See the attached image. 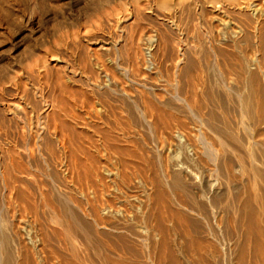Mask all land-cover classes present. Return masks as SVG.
I'll return each instance as SVG.
<instances>
[{"label":"bare ground","instance_id":"bare-ground-1","mask_svg":"<svg viewBox=\"0 0 264 264\" xmlns=\"http://www.w3.org/2000/svg\"><path fill=\"white\" fill-rule=\"evenodd\" d=\"M156 2L132 0V22H143L144 18L154 20L155 17L159 21L160 11L175 10L168 2ZM222 2L225 3L224 7H217ZM177 5H180L178 14H160L161 25H156L154 31L157 36H137L139 26L135 27L136 32H131L136 38L139 37V42L143 41L142 53L140 48V51L133 48L134 52H131V59L138 70L150 72V66L154 65L150 63V58L161 52L169 61L174 58L173 68H178V77L182 81L179 90H175L169 102L161 101L153 91V98L146 97V100L139 102L141 117L151 123L156 133L159 132V139L162 141L154 152L158 156H155L157 163L152 165L149 161L132 166V152L118 145V135L114 138L108 134L109 131H102L104 134L99 146L107 152L108 161L114 160L113 164H110L112 167L108 168L106 163L107 167H102L92 155H86L81 133L74 130L73 125H68L71 121L67 123L65 120L74 109L76 110L73 99L66 98L71 89L63 96L65 98L56 97L58 100L55 105L43 107L41 111L45 120L44 126L41 124V132L36 129L40 135L42 133L44 142L36 144L38 136L40 137L36 135L37 140H31L33 144L29 143L32 150L16 152L15 149L26 147L25 141L18 135L22 132L17 129L16 135L21 141L20 145L17 142V146L13 144L12 149L15 152H10L11 148L6 150L4 146L8 143L2 146L5 148V155L1 151L3 149L0 150V211L6 201L7 206L4 207L8 215L2 213L1 216L4 215L5 218H0V264H47L50 258L52 260L49 262L54 261V264H211L212 260L218 259L221 264H264V151H261L264 145V0H181ZM207 6L212 7L209 9ZM153 11L157 16L150 15ZM147 12L150 13L149 16ZM197 16L204 17L203 21L198 22ZM194 22L196 24H193ZM181 26L185 32H181ZM199 29H203L207 34L206 46L215 59V63H212L218 67V75L210 73L213 77L206 80H202L201 75H198V78L196 74L199 60H188L185 50L179 51L175 47L177 43L188 45V39L193 36H202L199 35ZM208 49L205 48L207 51ZM171 61L170 63H173ZM42 67L45 70L41 71L49 72L47 68L50 66ZM209 70L214 71L211 67ZM167 73L169 75L170 71ZM115 82L118 83V79ZM43 91L41 92L44 93ZM88 100L90 101L84 99L86 103ZM173 102H177V106L180 105V110L172 104ZM55 106H58V113L62 114L61 117V114L56 113L59 116L57 120L54 116L57 108ZM106 108L101 111L102 116L108 119L112 117L108 115H112L113 111L109 110V107ZM93 110L95 111V108L92 112ZM87 111L85 110L86 113ZM127 111L130 113L128 109ZM185 112L192 114L191 119H196L199 123L196 126L198 133L195 127L190 129L184 121L180 123L176 115ZM87 118L89 120V117ZM92 119L90 121H96ZM112 121H115L114 118ZM34 123L37 124L38 121L34 119ZM89 128L94 131L93 127ZM32 130L31 128V133L34 134L35 130ZM210 135H213V139H210ZM18 138L14 140L18 141ZM195 139L204 143L205 153L216 149L217 158L213 161V171L206 166L209 162L206 157H201L200 160ZM249 141L252 142L251 152L246 148L250 144ZM42 145L44 148L40 149ZM55 152L57 159L54 157ZM90 152L93 153L91 150ZM36 153L38 156H34ZM40 153L47 156L42 158L41 163L38 159L35 161L36 156H42ZM153 166H159L158 175ZM208 169L216 175L212 177ZM41 178L44 182H41ZM56 180L67 185L76 182L78 187L73 184L74 188L69 189L72 185L68 187L65 184L66 188H58L54 185ZM132 186L139 189V194L131 195ZM21 212L23 215L17 218L15 215H20ZM40 212L43 215H40ZM132 241L142 246L145 253L140 258H145V254V262L143 259L142 263L140 260L137 262L138 260L132 257V247L135 245L132 246ZM45 255H48V258ZM127 255L129 258H126Z\"/></svg>","mask_w":264,"mask_h":264},{"label":"rangeland","instance_id":"rangeland-1","mask_svg":"<svg viewBox=\"0 0 264 264\" xmlns=\"http://www.w3.org/2000/svg\"><path fill=\"white\" fill-rule=\"evenodd\" d=\"M159 1H162V0H158V2ZM163 1H165L166 4H168V3L171 4L175 10L174 11L171 10V12L160 11L159 16H158V20L160 22L157 21L156 17H155L154 20L151 19L153 22H151L150 19L148 20V19L144 18L145 20L143 19V22H141L139 20V21L134 23V22H132V5H133L132 0H0V124H1V126H0V147L1 148H0V150L3 149L1 151L4 152L5 148H6V150L11 148L10 152L11 151L13 152L14 151L12 149L13 144H14V146H17L22 139H23V142L25 141L24 147L25 146L26 147L20 148V149L19 148L15 149V151L16 152H21V151L23 152L26 150H32L33 148L30 144H33L32 141L37 140L36 135H40L39 132H36L37 131L36 129H38V131L41 132L40 129L43 128V126H44L45 120L41 116V113H42L41 111H43V107L48 108L49 106L55 105L56 100L62 98L63 96H66L67 95L66 93H68V91L71 89L69 91L68 95L66 96V98H68V99L72 98L73 99V104L75 102L76 110L74 109V111L72 112L73 114L72 113L69 114L68 118L67 119L65 118V120H67L66 121L67 123L72 122L71 124H68V125H70V126L73 125L72 128L74 130H76L77 132L81 133L82 141H83L82 144H83L86 155L88 154L87 156L92 155L91 157L98 160V162L102 165V167L105 166V163L108 166V168L113 166L110 164H113L114 160L108 161L107 152L104 151L103 149H101V146H99L102 142V137L104 134L103 132L109 131L108 134L111 137L114 136V138L117 135L118 136L122 135L120 137L117 136L116 138L122 140L123 142L117 139V143L119 146H121V148H126L132 152V158H131V161L133 160L132 166H133V164L137 165V163H139V165L143 164L144 162L149 163V161L151 162L152 165L156 164L157 159L155 158V156H157V155L154 152H155L156 147L160 146L159 143L162 144V141H161V139H159L160 138L159 134H158L159 132L156 133L152 129V127L150 125L151 123L146 122L145 118L141 117V115H140L141 110H140V105H139L140 103L139 102H141V100H144V99L146 100L147 98H149V99L153 98V96L151 94L152 91H153V93H156L157 96H159V99H161V101L163 100L164 102L165 101L169 102V100L171 99V96L174 95L175 92L179 90L178 88L181 86L182 81L178 77V75H179L177 73L178 68H173L172 64H175L174 58L172 61L170 60L173 63H170L169 59L165 58V56L162 55L161 52H157L156 55H154V57H152L153 60H152V58H150V63L154 64L153 67L156 68L157 70L156 69L154 70L152 65H151L150 67L152 69L150 70V72L145 73L142 70H138V67L136 66L134 60L132 61L133 57H132L131 52H134L133 48H137L136 50H138V51H140V49H141V51H140L141 53L143 51V46H142L143 41L140 40V42H139V40H138L139 37L136 38L135 34L134 35L132 34L133 31L136 32L135 27L139 26V27H137L138 28L137 32H139V33H137V36H138V34H140L139 36H143V37L148 36V35L155 37V36H157L154 33V31L156 30V25H159V26L161 25V19L162 18H161L160 14L161 13L164 15H169V14L175 15L176 13L178 14L179 6L181 4L177 5V3L178 4L181 3V0H168V1L163 0ZM252 1H255V0H252ZM256 1H258V0H256ZM153 2H156V0L155 1L153 0ZM158 2H156V3H158ZM222 3L218 4L217 7L218 6L224 7L225 3L224 2H222ZM176 7L178 8V10ZM211 7L207 6V8H209V9ZM153 9L156 10V8H153ZM155 13L156 12H154V11L152 12V14L148 13V16H149V14L152 16H157V14L154 15ZM197 18H198V16H197ZM199 18L197 19L198 22H201L204 19V17H201L200 19ZM232 19H234V18H232ZM193 24H196V22H194ZM196 26L198 29V25H196ZM83 27H84V29H83ZM139 28H140V30H139ZM130 29H132V30H130ZM180 29H181V32H185L184 31L185 29L183 26H181ZM199 30H200L199 35L202 34V36L200 35L201 37L198 35V33H196V35L199 37L193 36L192 39H188L190 42L188 45H185L183 43L182 44L177 43V44H175V47L178 48L177 50H179V49L181 51L185 50V52L187 54L186 56L188 57V60H191V61H193L194 59H195V61L199 60V61H197L199 63L197 65L201 69L198 68L196 70V72H197L196 74H197V76L201 75L202 80H204V79L206 80L209 77H213L212 75H210V73L214 74L215 76L218 75V69H217L218 67L217 68L215 67V65H214L215 59L213 57V54L208 49V46H206V44L208 42L207 41L208 40L207 34L205 33V31L203 29H199ZM90 34H91V36H90ZM84 35L85 36L88 35V36L85 37ZM130 36H131V38H130ZM133 37H134V39H133ZM89 38H91V39H89ZM195 38L198 40L201 39L202 41L201 40L200 41L202 44L199 43L200 41L197 40V43L199 44L198 45L196 43ZM193 40H195V42H193ZM132 42H133V44H132ZM203 42H205V43H203ZM138 43L142 48L140 46H138ZM113 45L115 47H113ZM132 45L134 47H132ZM121 46H122V48H120ZM123 46H125V47H123ZM203 46H204V48H203ZM105 48L108 50H105ZM205 48L208 49L209 53L207 50H205ZM100 49H101V51L102 50L103 51L101 52ZM132 49H133V51H132ZM201 52H202V54L205 52V53H207V55H205V53H204L203 54L204 56H203L202 54H200ZM94 53L97 55H95ZM198 54H199V56H198ZM208 54H210V55H208ZM205 56H207V57L205 58ZM202 57L204 59H202ZM80 59H81V61H80ZM158 60H160V61H158ZM44 61L47 63H45ZM136 61L140 62L139 60H136ZM156 61L162 62V63L164 62V64H162V63L160 64ZM166 61H168V62H166ZM212 62H214V63H212ZM42 63L44 65H42ZM182 63H183V61H182ZM39 64H40V66H39ZM45 65L47 67L50 66L47 68L48 69L47 71H49V72L41 71L44 69L42 66H45ZM157 65H160V66H157ZM212 65L214 67H212ZM170 66H171V68H170ZM158 67H159V69H158ZM165 67H167V68H165ZM210 67L213 68L214 71L210 72V70H209ZM50 68L52 69V71ZM101 69L104 72H102ZM139 69H141V68H139ZM172 69L173 70L175 69L174 72L176 71V73H174ZM166 70H168V71H166ZM169 71H170V73L168 75L167 72H169ZM133 72H134V74H137V72H138V74L132 75ZM43 73H44V75H43ZM165 73H167V74H165ZM171 73H174V74L171 75ZM47 74H48V76H47ZM109 74L111 76H109ZM166 75H168V76H166ZM44 76H46V78ZM36 77H38V78H36ZM198 78H200V76H198ZM117 79H118V83L115 82V81H117ZM147 81H148V83H147ZM42 82H44V83H42ZM102 82L104 85L102 84ZM171 82H173V83H171ZM134 83H136V84H134ZM55 84H56V86H55ZM46 85H47V87H46ZM120 85H122V86H120ZM142 85L145 86V90H144V86H142ZM174 85H176V86L174 87V89H172ZM121 87H123V88H121ZM141 88H143V90H141ZM63 89L65 90V92ZM120 89H122L123 92ZM40 90L41 91L44 90L43 91L44 93H42ZM58 90L59 91L61 90V92H60L61 95H59L60 93ZM132 90H134V91H132ZM136 90H138V91L140 90L142 94L140 93V91L138 92ZM171 90H173V91H171ZM73 91H78V92L73 93ZM124 92H125V94H124ZM37 93L40 94V96L42 95L41 96L42 98L39 95H37ZM76 93H78V94L75 95ZM131 93H132V96H131ZM144 93H146V95ZM57 95L60 97H58ZM124 95H126L125 96L126 100H125V98L123 99ZM127 95H128V97H127ZM150 95H151V97H149ZM72 96H74L75 98ZM113 96L117 97V98L115 99ZM104 97H106V98H104ZM160 97H162V98H160ZM165 97H167V98H165ZM39 98H41V99H39ZM63 98H65V97H63ZM35 99H37V101L39 100L38 101L39 103L36 102ZM84 99L86 101H87V99H90V101L92 103H90L89 100H88L89 102L86 103V101H84ZM103 100L105 101V103ZM113 100H114V102H113ZM93 102H94V104H93ZM126 102L129 104H127ZM14 103H15V105H13ZM114 104H116V105H114ZM131 104L134 106H132ZM172 104H175L176 108H178L180 110V108H179L180 105L178 104V106H179L178 107L177 102H173ZM131 106H132V108H130ZM55 107H57V108H55L56 111L54 109V111H55L54 116H56V120H57V117H59V116H57V114L60 115L61 113H58V111H57V110H59L58 106H55ZM83 107H84V109H83ZM96 107H98V108H96ZM106 107H109L110 108L109 110L113 111L112 115L109 113L108 116H112V117H108V119L105 116H102V111H101L103 109H107ZM136 107H139V108L136 109ZM40 108H41V110H40ZM94 108H95V111L93 110L94 112H92V109H94ZM209 108H212V106L211 107L209 106ZM214 108L215 107H213V109ZM127 109L130 111V113L127 111ZM7 110L8 111L10 110V111L8 112ZM30 110H31V112H30ZM34 110H35V112H34ZM85 110L86 111L89 110V111H87V113H86ZM96 110H97V112H96ZM123 110H125L126 112ZM214 110L219 112L218 109H216V108ZM2 111H4V113ZM77 111H78V113H77ZM10 112L13 114H11ZM24 112H26V113H24ZM75 112L77 114H75ZM82 112H83V114H82ZM99 112L101 114H99ZM107 112H110V111H107ZM9 113H10V115H9ZM32 113H33V115L30 116V114H32ZM36 113H38L37 119H36ZM67 113H70V112H67ZM88 113H90V114L88 115ZM185 113H182V114H184L185 117L182 114L176 115V113H175V115L179 118L180 123H181V121H184L187 124V127H189L190 129H191V127L192 128L195 127L196 128V129L194 128L195 131L198 130L196 126L199 123L196 122V119H193V118L191 119L192 114H190L188 112H185ZM187 114H188V116H187ZM39 116L41 118H39ZM60 116L62 117V114ZM69 117H70V119H69ZM78 117H79V119H78ZM87 117H89V120H87L88 119ZM97 117L100 120H98ZM71 118H75V120H72ZM92 118L95 119L96 121H94ZM113 118L115 121H112ZM34 119L38 121L37 124L34 123ZM91 119L93 121H90ZM4 120H5V122H1ZM121 120H123L125 122L123 123V121H121ZM74 122H76V123H74ZM101 122H104V123L102 124ZM126 122H127V124H126ZM108 123H110V124L112 123V124L108 125ZM29 124H30V127H29ZM35 124H36V126H35ZM87 124L90 125L91 127H93L95 132L93 131V129L89 128L90 126L88 127ZM31 125H32V127H31ZM188 125H191V126H188ZM17 126H18V128H16ZM54 126H53V128H54ZM56 126L59 127V125H57V124H56ZM78 126H80V127H78ZM129 126H131V128H127ZM148 126H150V127H148ZM26 128H28V129H26ZM31 128L33 129L32 131L35 130L34 131L35 135L33 134V132L31 133ZM82 128H84V129H82ZM17 129L18 130L20 129V132H22L21 134L19 132H18L19 134L17 133L19 135V137L21 138V140H19L18 135H16ZM24 129L28 130V131H25ZM51 129H52V126H51ZM51 129H50V131L52 133ZM108 129H110V130H108ZM112 129L114 131L116 129L117 130L119 129V130H118V132L117 131L114 132ZM29 130H30V132H29ZM122 131L124 133H121ZM27 132H29V133H27ZM56 132H57V134H59L58 131H56ZM84 132H86V133H84ZM15 135H16V138H15ZM21 135H23V136L21 137ZM25 135L28 137V139ZM123 135H125L126 137H124ZM29 136H31L33 139H29V138H31ZM212 136L213 135L209 136V137H211L210 139H213ZM99 137L101 138L100 141H99V139H100ZM121 137H124V138H121ZM17 138H18V141H15L14 139L17 140ZM125 138H127V139H125ZM29 140H30V142H29ZM127 140L132 141V142H128ZM9 142H11V143H9ZM42 142H44V140H43V136L41 133L40 137L38 136V141H36V144H38V143L41 144ZM142 142H144V143H142ZM7 143H8V145H7ZM194 143H195V146H197V150H199L198 152L200 154L199 155L200 160H201V157L202 158L206 157L205 159L208 160L209 162H208V164L205 162H203V163L207 164L206 166L213 171V169H214V165H213L214 162L213 161H214V158H217L216 149L215 150L211 149V152H209L210 151L209 150L207 153H205V151H204L205 145H204V143H201V140L195 139ZM5 144L8 147L4 146ZM129 145L131 147H129ZM136 145L138 146L139 149L137 148ZM2 146H4L5 148ZM250 146H252V142H250V144L248 146H246L247 151L252 149V147H250ZM134 147H135V149H133ZM149 147H150V149H149ZM248 147H249V149H248ZM14 148H16V147H14ZM41 148H44L43 145L40 146V149ZM90 150L93 153H91ZM262 150L264 151V145H263L261 151ZM139 151H140V153H139ZM249 152H251V150ZM7 153H9V151ZM141 153H143V154H141ZM203 153H205V154H203ZM5 154H6V152H4V155ZM37 154L38 153L34 154V156ZM56 154L57 153L55 152L54 157L57 159L56 156H58V155H56ZM1 155H3V154H1ZM41 155H40L41 157H37L38 156L37 155L35 158V161H37V159H38L39 160L38 162L41 163L40 161H43L45 154L44 155L41 154ZM80 156L82 157L83 155H80ZM101 156L102 157L104 156V157L102 158ZM104 158L107 159L106 162H105ZM135 159L137 161L136 163H135ZM107 161H108V163H107ZM107 166H105V167H107ZM154 170H155V173L157 175L160 173L159 166L154 167ZM211 170H209V172H210L209 174L212 177H214L216 174H214ZM40 180H41V182H44V179L42 180V178H41ZM56 181H55L54 185H57L58 188H60L62 186L65 187L64 185L66 183L64 184L63 182L61 183V181H59L60 182V185H59L58 180H56ZM53 183H52V185H53ZM56 183H58V184H56ZM75 183L76 182L72 183L71 184L72 186L69 183V185L71 187H69V185H67V184L66 185L69 187V189H73L74 186L78 187V186H76L77 184H75ZM73 184H74V186H73ZM55 187L56 186H54V189L56 190ZM56 192H57V190H56ZM131 192H132L131 195L134 196V195H136V193L139 194V189L138 188L136 189V187L132 186ZM103 198H104V196H103ZM3 199H4V197H3ZM6 203H7L6 201L3 202L4 206H7ZM4 206H3L4 210L2 208L0 211V218H2V219L5 218V217H3L4 215L8 216ZM2 213H5V214L3 216H1ZM19 214L20 215H18V213H17L15 216H17V218H18V216L20 217L21 215H23L22 212ZM40 215H43V214L40 212ZM132 243H133L132 246L135 244L132 247V249L134 248L132 250V253H134V254H132V257H134L135 260L137 259L138 260V261L136 260L137 262H140L142 259H143L142 261L145 262L146 261L145 254H144L145 258H140V257H143L142 255H143V253H145L142 250V246L139 244L140 248H138L139 247L138 243H136L135 241H132ZM135 248H137L138 250ZM141 250H142V252H141ZM133 251H137V252H133ZM135 253H137V254H135ZM139 254H140V256H139ZM45 256H47V258H48V255H45ZM126 258H129V256ZM50 259L48 260V263L50 264L52 262L54 264L55 263L54 261L49 262ZM219 260L220 259H218V261ZM142 261H141V263H142ZM212 261L211 262L213 264H218L217 260H212ZM85 262H87V261H85ZM221 263L222 262L220 260L219 264H221ZM85 264H88V262ZM142 264H144V263H142Z\"/></svg>","mask_w":264,"mask_h":264}]
</instances>
